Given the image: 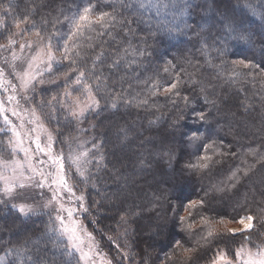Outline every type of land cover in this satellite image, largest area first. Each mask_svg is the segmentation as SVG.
<instances>
[{
    "label": "snow or ice",
    "instance_id": "obj_1",
    "mask_svg": "<svg viewBox=\"0 0 264 264\" xmlns=\"http://www.w3.org/2000/svg\"><path fill=\"white\" fill-rule=\"evenodd\" d=\"M10 2L6 0V3ZM137 6L144 8V0H138ZM245 7L253 15L264 18V11H257L251 4ZM207 9L212 11L211 4ZM36 11V8H27L23 20L17 23L18 28L20 23L26 27L17 33H10L6 43L0 44V61L5 65L0 67V91L10 92L0 99V204L7 208L9 201H20L10 205L14 210L10 221L14 228L7 227L9 221L6 219L4 229L0 230L2 233L7 229L16 240L0 252V264H48L46 254L40 247L41 239L61 252L64 259L59 264H72L74 252L79 255L77 264H113L111 259L99 251L93 233L78 218L80 213L89 214L93 207L102 210L96 201L87 200L81 185L90 186L98 198L104 197L100 173L111 165L106 151L110 129L96 133L100 119L89 122L87 128L83 127V123L88 121L89 116L102 117L104 112L114 116L121 101L126 106L148 107L151 103L149 94L156 96L161 83L158 79L150 80V83L144 81L143 94L137 92L126 95L125 90L116 91V74L121 69L130 70L131 65L140 64L137 57L142 56V50L130 41L125 43L116 40L114 27L119 24L122 32L129 35L126 24L118 21L113 12L99 10L93 0H82V6H78L71 15L60 11L51 20L42 17L36 21L30 18ZM0 13L3 14L0 16V29H4L6 20L3 17L13 16L14 9L0 3ZM180 14H184V9H181ZM60 16H63V20ZM64 23L68 25L67 31H61L60 26ZM224 27L229 33L235 32L237 39L251 43L248 35L236 32L231 23L226 22ZM25 33H28L26 39ZM3 35L0 32V37ZM16 36L20 37L19 41ZM105 36L122 46L106 48L108 41L102 39ZM233 63L234 68L230 72L221 71L227 84L236 87L237 95L246 93L244 85L249 83L253 87L259 83L260 91L264 93V79L257 76L264 72V63H256L248 57L239 58ZM9 74L15 77L16 83L6 78ZM242 75L246 77L244 81L241 80ZM119 79L120 83L123 82L125 75H119ZM179 84L180 81L176 79L164 82L163 91L178 95ZM38 85L55 86L57 91L52 95H41L36 100L33 94L37 92ZM259 99L261 105H264V94ZM5 101L11 106H6ZM208 102L213 105L216 103L215 100ZM254 103L252 97L245 94L238 106L247 113L253 109ZM25 104L32 106L25 107ZM9 112L19 120V124L9 118ZM197 118L204 120L203 113H197ZM53 121L58 125L55 130L47 126ZM148 123L155 125L157 121L149 120ZM64 127L71 129L67 135L64 134ZM129 131L128 127H115V134L120 141H127ZM89 132L94 135H89ZM61 136L67 153L55 148ZM205 139L199 131H194L189 137L190 145L198 151L204 150L195 163L187 165L190 170H208L215 155H231L233 158L239 155L242 160L251 155L264 160V151L258 148L248 146L243 152H223L220 143L214 140L205 143ZM259 148H264V143ZM21 153L22 156L19 155ZM164 155L170 156L171 152H165ZM239 171L231 172L224 187L213 184L212 190L225 193L236 188L240 182ZM250 171V168L245 170L243 177H249ZM36 189L44 193L42 203H27V194ZM204 204L203 200H193L185 207L192 210ZM40 215H47L48 220L39 237L34 240L35 233H24L28 230L27 222ZM191 216L192 212L187 217H180L185 230L193 227L187 223ZM253 221L252 215L241 217L239 223L243 228L228 230L226 239L232 243L238 237H243V243L235 249L234 259L229 258L231 248L227 252L220 249L211 264H264V239L257 236L258 243L252 240ZM119 222L126 224L127 216L121 215ZM201 223L208 226L204 217H201ZM245 232L248 235L245 236ZM221 235L209 227L201 240L207 243ZM20 236L23 238L17 239ZM176 244L179 246L180 241ZM245 244L252 247L246 248ZM124 258L128 259L129 256L126 254Z\"/></svg>",
    "mask_w": 264,
    "mask_h": 264
},
{
    "label": "clouds",
    "instance_id": "obj_2",
    "mask_svg": "<svg viewBox=\"0 0 264 264\" xmlns=\"http://www.w3.org/2000/svg\"><path fill=\"white\" fill-rule=\"evenodd\" d=\"M98 3L108 6L117 17L118 21L126 24L129 35L135 34L133 23H144L138 17V0H97ZM211 4L212 11L208 15H201L198 9L208 8ZM251 4V3H249ZM193 9L194 22L184 23L181 27L159 26L151 28L141 39L140 66L147 64L153 69V75L148 80L158 79L161 87L156 96L149 94L151 101L147 107L154 109V114L148 115L146 123L141 127L131 122L129 128L127 123H119L120 117L114 116L97 117L101 120L100 126L96 128L97 133H103L110 129L108 134V159L111 161L105 171L100 173L104 197L94 199L99 209L93 207L89 215L93 213L99 217L94 218L91 223L99 224L103 220L112 219L104 213L106 207H123L122 215L132 219L138 232L146 236L145 243L153 241L154 237H161L158 241L161 247H167L173 240V236H179L183 230L180 217H187L191 209L186 205L193 200H203L208 205L215 198L212 185L206 183V174L200 170H190L184 161L192 155L189 137L194 131L204 134L205 141L216 136L219 137L224 130L221 121L226 117L237 121L228 128L226 135H231L234 141L239 142L242 135L250 134L252 137L264 138V105H261L259 113L261 126H250L243 117L236 114L226 113L224 106L227 98L221 95L220 89L227 84L224 72H230L234 68V61L248 57L253 58L256 63H264V18L259 19L249 16L247 12L233 4V0H200L199 4H189ZM259 7L264 8V0H259ZM231 23L236 32L246 33L251 43H246L235 37V32L226 31L225 23ZM121 29L120 25L114 27ZM194 29V31H193ZM191 32V36L188 33ZM172 57V58H169ZM155 61V63L153 62ZM175 61V62H174ZM242 68V66H239ZM167 69V71H165ZM264 79V72L257 74ZM176 79L180 81L179 94L165 93L163 85L165 80ZM245 76H241L244 81ZM116 83H120L119 75ZM163 96L164 100H153V97ZM207 96V99H206ZM215 100V105L208 102ZM104 101H102V104ZM203 113L204 120L197 118V113ZM149 120H156L155 125H149ZM116 126H124L130 129L127 141H120L115 134ZM148 133L149 135H146ZM139 137V143L133 146L130 141ZM158 138L160 142H167L176 150L175 166L169 163L170 171L163 166L157 165L154 169L149 163L153 154L149 151L147 142ZM264 143V139L261 140ZM220 145L224 140L220 139ZM159 169V176L152 179L156 186L167 185V192L158 197L159 204L152 203L147 209L132 211V205L127 203L133 196L134 188L138 180L147 179L149 172ZM194 193L190 199H184L180 192ZM40 202L37 201L36 204ZM183 206L185 214L177 213ZM171 208V213L168 209ZM39 218V216H37ZM35 223V221H33ZM127 224V223H126ZM125 224V225H126ZM8 223L7 227H13ZM4 223H0V230L4 229ZM26 227H29L27 223ZM4 243L0 242V252L4 249Z\"/></svg>",
    "mask_w": 264,
    "mask_h": 264
},
{
    "label": "trees",
    "instance_id": "obj_3",
    "mask_svg": "<svg viewBox=\"0 0 264 264\" xmlns=\"http://www.w3.org/2000/svg\"><path fill=\"white\" fill-rule=\"evenodd\" d=\"M94 3L98 4L99 10L110 11L111 5L104 6L93 0ZM0 3H5L7 7L14 9L13 16H4L6 20V27L0 29V32H4V35L0 37V40L5 41L7 36L12 33L15 25L23 20V16L26 14L25 10L27 8H36L37 11L34 16L30 17L39 21L42 17L51 20L53 17L59 15L60 11H64L66 15H71L72 12L76 10L78 6H82V0H11L10 3H6V0H0ZM145 7L139 8L138 17L144 21V23L136 24L133 23L132 27L136 31V35H125L120 29L113 30V34L116 36V40H123L125 43L131 42L138 49L141 46V39H149L145 37V33L150 31L151 28L159 26L160 28L181 27L184 23H193L194 14L193 9L189 4H199L200 0H144ZM251 3L253 8L257 11H264V8L258 6L259 0H233V4L240 8H243L249 16H253L259 19L258 15H253L251 10L245 7L246 4ZM151 5V6H150ZM185 5H188L185 8ZM181 9H184V14L181 15ZM201 15H208L209 11L207 8L198 9ZM0 16H3L0 13ZM63 20V16H60ZM65 24V23H64ZM21 28L26 27L24 23H20ZM24 26V27H23ZM63 27V25H61ZM60 26V28H61ZM194 31V29H193ZM191 36V32L188 33ZM5 39V40H3ZM102 39L107 40L108 43L106 48H119L122 45L116 44L115 41L110 40L107 36ZM172 58V57H169ZM140 60V57H137ZM155 63V61H153ZM175 62V61H174ZM127 73V74H126ZM125 75L123 82L116 85V91L125 90L126 95H134L137 92L143 94L142 90L145 87L144 81L148 80L150 75H153V69L145 64V66H140V64H133L130 70L121 69L117 74ZM116 78V77H113ZM150 83L151 81L148 80ZM165 82H170V80H165ZM62 87V85H61ZM244 87L247 89L246 93H240L237 95L236 87H230L225 85L220 89L221 95L227 98V103L224 106V111L226 113H235L237 117H243L247 120L250 126L260 127V110L261 102L260 95L264 94L260 91V84L257 83L255 87L252 84H245ZM57 91L55 86H49L48 89L43 90L41 95H52ZM252 97L255 102L253 104V109L247 113L243 109L239 108V103L244 99V95ZM153 100H164L163 96L153 97ZM154 109L149 110L147 106L135 107L134 105H125L123 101L120 102V107L116 110V115L120 117L119 123H127L129 128H131V122L143 127L146 123L148 115L154 114ZM103 115L109 116L108 112H104ZM98 119L95 116H89L88 121L83 123V127L87 128L88 123ZM257 122V123H255ZM237 121L231 120L230 117H226L221 121L224 126V130L219 137H212L205 143L214 140L218 144L220 139L224 140V145H221L220 150L223 152H243L246 151L248 146L253 148H258L260 151H264V148H259L262 144L261 140L264 138L252 137L250 134L242 135L239 142L234 141L233 136L226 135L228 128ZM258 125V126H257ZM2 126V124H0ZM51 130H55L58 125L55 121L47 125ZM100 124L97 125V128ZM71 131L68 127H64V134L67 135ZM97 133V131L95 130ZM89 135H94V133L89 132ZM149 135L148 133H145ZM143 137H139L135 140L130 141V143L135 146L139 143V140ZM63 137L61 136L57 146H62ZM147 146L150 152L158 153V155L153 154L151 160L149 161L155 169L157 165L163 166L165 170L170 171L169 163L175 166V154L176 150L167 144V142H160L158 138L152 139L147 142ZM106 151L108 152V146L106 145ZM171 152V155H164L165 152ZM192 155L186 157L184 163H195L198 156L203 154V149L199 151L196 147L190 149ZM246 161V162H245ZM211 166L208 170L203 171L206 174V183L208 186L213 184H218L224 187V182L230 176L232 171L240 169L238 175L240 176V182L236 184V188L225 193H215V198L210 204L204 205L203 207H197L192 209V216L189 217L187 223L191 224L193 227L190 230H183L179 236H173V239H179L180 245H176L175 240L168 244L167 247H161L158 241L161 237L157 236L153 238L151 243L154 246L155 254H153L152 259L149 260L145 257L143 250L146 248L147 243L145 239L141 236L143 233L138 232L136 225L132 222V219H128L127 224H121L120 216L124 213L125 209L123 207H106L103 211L112 219L103 220L99 224H93L91 221L96 218L95 213L92 215L84 214L83 219L85 220L86 227L89 231H92L96 237L99 244L104 248L105 252L108 254L110 259L114 264H161V259L164 260L166 264H210L212 259H214L215 254L218 250L224 249L226 252L229 248L232 249L229 255L230 259H234L235 249L241 243H243V237H238L235 243H232L226 239L228 234L227 228L229 227V222L232 223L245 215H252L254 217V228L252 229L253 236L252 240L258 243L260 239H264V160H260L258 157L246 156L242 160L239 155L233 158L231 155L222 157L220 155H215L213 161L210 162ZM111 166V165H110ZM251 169L249 177H243V172L245 170ZM159 176V169L155 172H149L148 178H141L137 182V186L134 188L133 196L127 202L132 205V211L144 210V214L147 213V209L151 207L152 203L159 204L158 197H162L163 194L167 192V185L156 186L152 177ZM232 183H236L232 181ZM81 189L85 192L86 198L89 202L94 199H98L95 190L89 187L81 185ZM194 193H188L186 191L180 192L182 197L181 203L184 199H190ZM171 213V208L168 209ZM14 214V210L10 207L0 204V223H4L7 219L10 223L11 217ZM185 214L183 211V206L177 213V218L179 215ZM201 217L205 219L209 217L208 226L201 223ZM48 220L47 215H40L32 217L27 223L29 224L28 230L24 235H32L35 240L39 237L40 232L43 231L44 226ZM35 221V223H33ZM209 227L214 233L222 234L220 238L209 240L205 243L201 240V237L206 235ZM14 228V226H13ZM244 235H248L247 232ZM109 237H112L110 240ZM23 236L17 237V239H22ZM0 242L4 243V247L9 246L10 243H15L16 240L10 232L5 229L0 233ZM65 243V241H64ZM40 247L43 249L44 254H46L48 264H59L61 260L64 259L61 252L56 248H53L51 243H45L43 239L40 240ZM185 249L194 251L186 252ZM166 252H168L166 254ZM171 252H175L174 256ZM165 253V254H164ZM128 255L129 258L125 259L124 256ZM74 255L72 259V264H77L78 257ZM162 260V261H163Z\"/></svg>",
    "mask_w": 264,
    "mask_h": 264
},
{
    "label": "rangeland",
    "instance_id": "obj_4",
    "mask_svg": "<svg viewBox=\"0 0 264 264\" xmlns=\"http://www.w3.org/2000/svg\"><path fill=\"white\" fill-rule=\"evenodd\" d=\"M22 26H19V28L17 27V25H15V27H14V29L12 30V33H17L20 29H22L21 28ZM24 27V26H23ZM67 29H68V25H67V23H65V24H63V27L61 26V31H67ZM4 33V32H3ZM28 37V33H25V39ZM16 39L19 41L20 40V37L19 36H16ZM3 40H5V39H3ZM3 43H6L5 41H2V40H0V44H3ZM27 51V50H26ZM3 55H7V53H4ZM0 67H5V65L3 64V62L2 61H0ZM7 79H9V80H11L13 83H16V80H15V77L13 76V75H11V74H9V75H7V77H6ZM49 88V85H38L37 86V92L35 93V94H33L34 96H35V99L36 100H39L40 99V94H41V92H43V90H45V89H48ZM7 94H10V92L9 93H4V92H2V91H0V99H2V98H4ZM21 103H23V101H21ZM5 104H6V106H11V105H7V101H5ZM32 105H28V104H25V107H31ZM8 114V116H9V118L14 122V123H16V124H19V120L15 117V116H12L11 115V113L9 112V113H7ZM255 123H257V122H255ZM258 126V125H257ZM34 147V146H33ZM55 148H56V150H63L65 153H67V147L63 144L62 146H57V144L55 145ZM20 156H22L23 154L21 153V154H19ZM45 192H46V190H45ZM44 195V193H42L41 192V190H39V189H36V190H31V191H29V193L27 194V196H28V199H27V203H30V204H36V202L37 201H39L40 203H42V196ZM48 195H50V193L48 194ZM17 202H20V201H9V205L7 206V207H10V205H11V203H17ZM11 208V207H10ZM83 216H84V213H80L79 215H78V218L83 222V224H84V226L86 227V223H85V220L83 219ZM246 216H248V215H245L244 217H246ZM207 220L209 219V217L208 218H206ZM241 219V218H240ZM240 219H238V220H236V221H234V222H232V223H230L229 222V227L227 228V230H229V229H242L243 228V225L241 224V223H239V221H240ZM254 225V224H253ZM87 228V227H86ZM253 228H254V226H253ZM88 229V228H87ZM92 232V231H91ZM93 233V232H92ZM93 236H94V234H93ZM144 239H146V236H145V234L143 233L142 235H141ZM94 238H95V240H96V242H97V245H98V248H99V251H101L108 259H110V257L108 256V254L105 252V250H104V248H102V246L99 244V242L97 241V239H96V237L94 236ZM155 238V237H154ZM67 243V241L65 240V244ZM177 245V244H176ZM240 246V244L237 246V247H239ZM245 247L246 248H251L252 246H250V245H247V244H245ZM154 249V246H153V244L151 243V241L150 242H148L147 243V246H146V248L143 250V252H144V255H145V257H148L149 258V260H151L152 259V256H153V254H155L156 252H155V250H153ZM253 250H254V248H253ZM168 252H166V254H167ZM174 253L175 252H171V255L172 256H174ZM74 254L75 255H77V257L79 258V255L77 254V253H75L74 252ZM165 254V253H164ZM160 258V260H161V264H166V263H164V260L163 259H161L162 257H159ZM163 260V261H162ZM113 262V261H112ZM114 264V263H113ZM210 264H211V262H210Z\"/></svg>",
    "mask_w": 264,
    "mask_h": 264
}]
</instances>
